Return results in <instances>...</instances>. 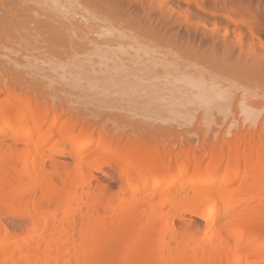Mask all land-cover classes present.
<instances>
[{
  "label": "rangeland",
  "instance_id": "1",
  "mask_svg": "<svg viewBox=\"0 0 264 264\" xmlns=\"http://www.w3.org/2000/svg\"><path fill=\"white\" fill-rule=\"evenodd\" d=\"M3 1L0 2V9L3 8V12L0 10L2 97L6 94L11 99H21L20 87L37 104L54 108L63 114V118L78 120L80 123L71 136L84 135L80 133L82 130L99 134L94 136L96 141L82 152V155L88 152V158L75 161L68 155H52L57 161L49 162L45 168L56 165L66 173L82 168L84 176L81 177L84 178L92 174L94 188L79 190L88 203L94 197L99 203L106 202L105 206L111 207L102 212L106 221L114 220L125 210L119 199L127 197L123 186L129 183L122 184L118 177L115 162L122 160V163L125 161L123 157L93 150L104 136L115 141L109 143L108 149L116 145L118 137L122 138L117 145L125 150L124 154L132 153L140 144L154 145L155 141L173 146L174 152L181 148L188 152L187 159L198 158L205 152L200 163L206 165L211 161V165L217 164V172L223 171L227 160L217 163L215 159L222 151L230 149L245 132L254 136L253 144L248 146L250 150L253 149L254 153L264 151V138L257 136L264 134V0H126V3L125 0H15L16 3L10 0L14 10L9 7V0ZM24 1L27 2L24 4ZM62 6L66 8L62 10ZM68 8L73 9L72 12L67 13ZM66 14L70 21L62 19ZM94 42L99 46L96 53L91 49ZM114 53L129 67L155 63L158 76L167 72L173 74L174 70L189 73L191 78H197L205 86L202 91L206 95L218 99L207 101L192 96L195 89L186 84L167 88L144 87L140 81L132 83L133 78L115 68V60L108 58ZM179 78L182 80L181 75ZM13 87L15 92H12ZM118 89H125L123 102L116 98ZM171 94L179 97L170 106L181 111V116L159 108ZM129 98L139 100L130 101ZM151 113H158L160 118L155 119L158 117H152ZM148 114L152 115L151 118ZM165 129L174 131L166 141L160 137V132ZM54 141L56 138L45 144L42 152L49 153ZM98 157L107 158V161H91ZM109 159L114 161L110 162V168L92 171L93 164L109 162ZM259 165H264V157ZM77 173L79 178L80 172ZM255 173L258 172L253 175ZM38 175L42 177L41 173ZM239 184L236 181L231 185L237 187ZM79 190L78 195L81 194ZM246 195L262 196L260 192L255 194L254 190L242 197ZM261 204V201H253L242 207L254 211L259 210ZM157 207L165 214L172 211L173 205ZM16 212L8 211L1 222L11 233L22 235L26 231L24 220H28L29 215L18 212L21 221ZM181 218L190 221H173L174 231L202 237L206 229L203 221L188 215H181ZM218 224L213 231L219 233L214 234L223 237L227 228ZM204 237L209 241L212 239L209 233ZM255 248L249 249L254 251ZM261 253L263 256L257 258L256 263L252 258V264H264V250ZM227 260L231 264L232 258L228 256ZM181 264H187V261L183 260Z\"/></svg>",
  "mask_w": 264,
  "mask_h": 264
},
{
  "label": "bare ground",
  "instance_id": "2",
  "mask_svg": "<svg viewBox=\"0 0 264 264\" xmlns=\"http://www.w3.org/2000/svg\"><path fill=\"white\" fill-rule=\"evenodd\" d=\"M7 3L12 8L13 1ZM63 7L66 8L62 6V10ZM70 8L67 13L72 12ZM62 19L70 21V16L63 15ZM91 46L95 51L93 53L98 52V43H91ZM107 53L110 55L109 51ZM115 54L113 57L108 55V58L115 60V68L122 69L125 75L133 78L132 83L140 81L144 87L167 88L186 84L195 89L192 96H200L207 101L218 99L206 95L202 91L205 86L197 78H191L189 73L174 70L173 74L167 72L158 76L155 63L129 67ZM18 89L22 97L16 100L6 94L2 97L3 89L0 87V264H181L183 260L187 264H230L228 256L232 258L231 264H252V258L255 262L263 256L264 165L259 164L263 160L264 151L254 153L253 149L250 150L248 146L254 141L252 133L241 134L230 149L219 154L215 159L217 163L227 160L220 172H217L219 166L211 165V161L206 165L200 163L205 152L198 158L187 159L188 152L181 148L174 152L173 146H164L155 141L154 145L140 144L132 153L124 154L125 150L117 145L122 138L118 137L116 145L108 149L109 143L114 140L102 137L93 150L123 157L127 161L122 162L125 164L121 163L122 160L115 164L118 166L119 181L129 183L123 186L127 197L119 199V203L126 207L125 210L118 213L114 220L106 221L102 212L111 207L108 204L105 206L106 202H103L104 205L99 203L94 197L88 203L81 193L84 187L94 188L92 174L84 178L81 177L84 176L82 168H75L71 173H66L56 165L45 168L49 162L57 161L52 155H68L75 161L88 158V152L84 155L82 152L96 141L94 136L99 134L82 130L80 133L84 135L79 133V136H71L80 123L78 120L63 118L61 112L37 104L30 94L20 87ZM15 91L13 87L12 92ZM117 91L116 98L123 102L125 89ZM178 99L177 95L171 94L159 108L181 116V111H175L170 106ZM150 115L147 117L151 118ZM155 115L158 117L155 119L160 118L158 113ZM173 133V130L165 129L160 132V137L166 141ZM257 136L264 138V134ZM54 138L56 141L49 147V153L42 152V147ZM92 151L90 153H94ZM97 159L104 158L98 157L91 161ZM104 160L107 161V158ZM110 162L114 161L109 159V162L95 163L91 166L92 171L101 172L103 168H110ZM122 170H125L123 174ZM77 171L80 172L79 178ZM250 172L258 173L247 175ZM39 173L42 174L41 178ZM247 176L254 180H246L250 178ZM236 181L240 184L232 187L231 184ZM78 190L81 193L79 195ZM184 190H188L187 193H182ZM250 190H254L255 194L260 192L262 196L242 197ZM253 201L263 203L260 209L257 208L259 210L242 207L244 203ZM169 203L173 205L172 211L165 214L161 211V214L157 205L168 206ZM234 208L238 209L235 211ZM16 210L29 215V219L24 220L26 231L23 230L25 233L22 235L17 232L13 234V231L11 233L1 222L8 211L13 213ZM181 215L204 222L206 229L201 238H195L185 231L178 233L173 230V221H190L182 219ZM216 224L226 226L227 233H223V237L215 236L214 233H219L213 231ZM208 233L211 234L210 241L204 237ZM252 246L256 247L254 251L249 249Z\"/></svg>",
  "mask_w": 264,
  "mask_h": 264
}]
</instances>
